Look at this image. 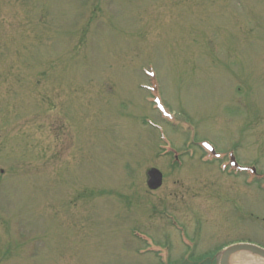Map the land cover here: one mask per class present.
Wrapping results in <instances>:
<instances>
[{
  "label": "rangeland",
  "instance_id": "obj_1",
  "mask_svg": "<svg viewBox=\"0 0 264 264\" xmlns=\"http://www.w3.org/2000/svg\"><path fill=\"white\" fill-rule=\"evenodd\" d=\"M233 243L264 247V0H0V264Z\"/></svg>",
  "mask_w": 264,
  "mask_h": 264
},
{
  "label": "water",
  "instance_id": "obj_2",
  "mask_svg": "<svg viewBox=\"0 0 264 264\" xmlns=\"http://www.w3.org/2000/svg\"><path fill=\"white\" fill-rule=\"evenodd\" d=\"M148 179L147 184L151 189H157L162 185L163 174L158 168H151L147 171ZM246 251L251 252L253 255L259 256L264 262V248L252 243H236L225 248L221 254L219 264H229L232 254Z\"/></svg>",
  "mask_w": 264,
  "mask_h": 264
},
{
  "label": "bare ground",
  "instance_id": "obj_3",
  "mask_svg": "<svg viewBox=\"0 0 264 264\" xmlns=\"http://www.w3.org/2000/svg\"><path fill=\"white\" fill-rule=\"evenodd\" d=\"M234 264H264L263 260L256 255L249 254L246 251H239L231 255Z\"/></svg>",
  "mask_w": 264,
  "mask_h": 264
},
{
  "label": "flooded vegetation",
  "instance_id": "obj_4",
  "mask_svg": "<svg viewBox=\"0 0 264 264\" xmlns=\"http://www.w3.org/2000/svg\"><path fill=\"white\" fill-rule=\"evenodd\" d=\"M167 259H169L168 256H167ZM167 259H164L166 264L168 263ZM207 259H209L208 260V262H210L209 264H217L218 263L217 257H215V259H214V257L209 256V258H207ZM199 261H197V264H201V262H199ZM189 264H193V262L189 261ZM204 264H206V263H204Z\"/></svg>",
  "mask_w": 264,
  "mask_h": 264
}]
</instances>
